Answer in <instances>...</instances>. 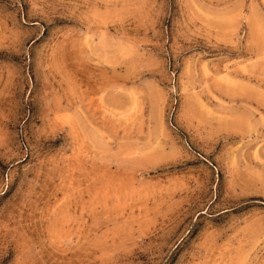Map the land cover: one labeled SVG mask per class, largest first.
<instances>
[{"label": "rangeland", "instance_id": "374dc122", "mask_svg": "<svg viewBox=\"0 0 264 264\" xmlns=\"http://www.w3.org/2000/svg\"><path fill=\"white\" fill-rule=\"evenodd\" d=\"M0 264H264V0H0Z\"/></svg>", "mask_w": 264, "mask_h": 264}]
</instances>
